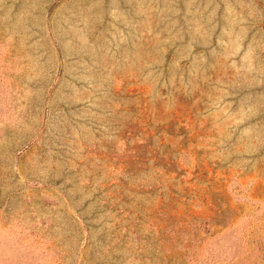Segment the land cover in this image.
Returning a JSON list of instances; mask_svg holds the SVG:
<instances>
[{
	"label": "rangeland",
	"instance_id": "374dc122",
	"mask_svg": "<svg viewBox=\"0 0 264 264\" xmlns=\"http://www.w3.org/2000/svg\"><path fill=\"white\" fill-rule=\"evenodd\" d=\"M0 264H264V0H0Z\"/></svg>",
	"mask_w": 264,
	"mask_h": 264
}]
</instances>
